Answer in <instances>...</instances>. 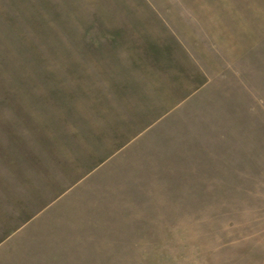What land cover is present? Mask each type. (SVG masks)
Here are the masks:
<instances>
[{
    "label": "rangeland",
    "instance_id": "rangeland-1",
    "mask_svg": "<svg viewBox=\"0 0 264 264\" xmlns=\"http://www.w3.org/2000/svg\"><path fill=\"white\" fill-rule=\"evenodd\" d=\"M0 264H264V0H0Z\"/></svg>",
    "mask_w": 264,
    "mask_h": 264
}]
</instances>
